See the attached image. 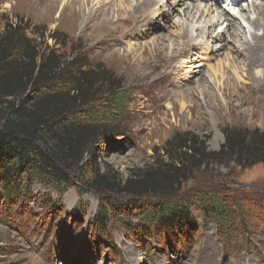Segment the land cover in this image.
Masks as SVG:
<instances>
[{
  "label": "rangeland",
  "instance_id": "rangeland-1",
  "mask_svg": "<svg viewBox=\"0 0 264 264\" xmlns=\"http://www.w3.org/2000/svg\"><path fill=\"white\" fill-rule=\"evenodd\" d=\"M67 1L60 0L52 18L47 19L44 4L38 6L41 9L38 13L29 9L25 2L16 7V0H0V18L22 21L27 38L35 40L36 45L49 44L64 62L74 60L91 68L100 67L111 74L116 84L121 85V92L126 98L123 113L114 117L119 130L97 141L84 169L85 178L76 179L75 175V185L70 189H57L37 180L31 187V199L26 203H8L0 196V264H264L263 164L241 168L234 161L227 160L223 164L201 168L189 174L181 192L171 197L141 198L122 192L128 180L139 178L156 164L161 149L176 133L197 134L207 140L210 152L220 151L225 143L223 131L227 128L259 130L264 134L262 122L239 113L247 106L240 108L241 103L236 98L225 95V79L215 80L211 67L224 63L223 52L220 56L204 49L200 54L194 53L171 86L156 83L151 89L143 90L138 83L127 78L118 63L99 58V45L90 50L91 42L71 31L67 23ZM139 1L133 0V5ZM173 1H161L155 7L159 30L146 26L142 30L145 33L138 38L123 37L124 40L115 46L119 54L124 55L129 47L135 50L152 49L157 43L168 46L167 54L177 51L180 39L176 23L181 16L176 12L169 17ZM231 1L210 2L224 9L231 8ZM100 2L112 6L107 18L113 21L117 15L125 13L121 0ZM250 2L242 0L238 7L247 6ZM96 3L82 0L76 7L81 17L79 27L92 12L91 9L98 7ZM187 3L197 4V0H187ZM101 19L102 16H98L94 22ZM119 24L128 27V24ZM54 31L64 34L61 41L64 47L55 45L48 38ZM37 33L42 38L46 34V37L38 40ZM227 39L225 36L224 40ZM199 41L202 38L196 39V42ZM203 76L209 78L207 83L201 81ZM226 76L235 78L232 72H226ZM183 77L189 80H183ZM240 84H243L241 79ZM200 85L214 90L215 103L208 96L185 93L188 88L199 89ZM164 89L173 92L172 99L160 101L159 95ZM29 95L34 96L27 93L25 97ZM98 175L107 177L106 185L94 189L95 183L88 180ZM206 190L216 191L228 205L233 206L234 214L224 217L222 227L216 220L204 219L202 212L191 204L190 214L196 219L197 229L175 233L156 230L148 234L143 231V223L147 220L144 215L129 211L133 208L129 203L131 201H175ZM68 197H71L70 202ZM107 198L115 199L119 204V215H115L112 227L100 231L95 225V217ZM121 218L130 221L133 229H127L120 222ZM239 223L248 230L243 236L230 232Z\"/></svg>",
  "mask_w": 264,
  "mask_h": 264
},
{
  "label": "trees",
  "instance_id": "trees-1",
  "mask_svg": "<svg viewBox=\"0 0 264 264\" xmlns=\"http://www.w3.org/2000/svg\"><path fill=\"white\" fill-rule=\"evenodd\" d=\"M0 30V196L20 205L31 199L37 180L70 189L75 175L85 178L84 169L97 141L119 130L114 117L123 113L126 98L121 85L104 69L74 60L66 63L49 44L36 45L27 38L22 21L0 18ZM45 37L39 35L38 40ZM64 37L59 31L48 36L60 47ZM27 93L34 96L25 97ZM223 134L220 151L210 152L207 140L197 134L176 133L161 149L156 164L139 178L128 180L122 192L141 198L171 197L181 192L189 174L201 168L227 160L241 168L264 165L263 133L227 128ZM106 178L98 175L88 181L99 189L106 185ZM129 203L130 213L136 211L147 219L143 231L148 234L197 229L191 204L204 219L216 220L220 227L224 217L234 214L233 206L210 190L175 201ZM118 207L115 199L105 200L95 217L100 231L115 224L111 222L119 215ZM120 222L133 229L130 221L121 218ZM243 228L239 223L230 232L243 236L248 232Z\"/></svg>",
  "mask_w": 264,
  "mask_h": 264
},
{
  "label": "bare ground",
  "instance_id": "bare-ground-1",
  "mask_svg": "<svg viewBox=\"0 0 264 264\" xmlns=\"http://www.w3.org/2000/svg\"><path fill=\"white\" fill-rule=\"evenodd\" d=\"M94 1L97 2L98 7L91 9L92 12L79 27L81 17L76 7L82 0H68L67 23L71 31L79 33V37L91 42L90 50H94L99 45L101 51L99 58L122 66L124 74L131 82L138 83L143 90L151 89L156 83L164 87L171 86L175 77L183 73L185 64L192 60L194 53L200 54L204 49L215 56H220L223 52L224 63L220 62L216 67H211L215 80L225 79L227 83L224 87L225 95L236 98L241 103L240 108L243 105L247 106L245 110H238L240 114L256 118L264 124V3L262 0H250L247 6L241 7L238 5L242 0H232L231 8L224 9L218 8L216 3L210 2L211 0H197V4L187 3V0H174L171 3L173 7L170 9L169 17L176 12L180 13L181 19L176 23L180 39L176 46L180 48L167 54L168 46L157 43L152 49L135 50L129 47L124 55L119 54V50L115 48L123 37L138 38L140 34L145 33L142 30L146 26L159 30L158 22L155 20L157 14L155 7L166 0H140L135 6L133 0L124 2L121 0L125 13L117 15L114 21L107 18L112 6L102 4L100 0ZM23 2L27 3L29 9L38 13L41 10L38 6L44 4L46 17L51 19L60 0L54 2L16 0L15 6L19 7ZM98 16H102V19L95 23L94 20ZM207 18L209 20H206ZM120 22L128 24V31L119 24ZM225 36L228 38L227 41L224 40ZM209 37L211 39L208 40ZM198 38H202V41L196 42ZM224 70L232 72L235 78L226 76ZM208 79L206 76L201 77L203 83H207ZM240 79L243 84H240ZM183 80L189 79L183 77ZM185 93L208 96L212 102H216L214 90L208 86L200 85L199 89L188 88ZM173 95V92L164 89L159 98L160 101H165L172 99ZM215 107L219 108L217 105ZM70 201L71 197H68V202Z\"/></svg>",
  "mask_w": 264,
  "mask_h": 264
}]
</instances>
